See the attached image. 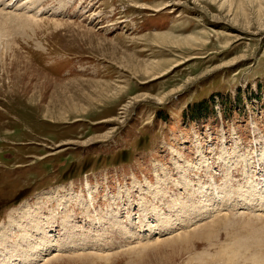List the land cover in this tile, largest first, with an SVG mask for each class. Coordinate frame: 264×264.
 I'll use <instances>...</instances> for the list:
<instances>
[{"label": "rangeland", "instance_id": "374dc122", "mask_svg": "<svg viewBox=\"0 0 264 264\" xmlns=\"http://www.w3.org/2000/svg\"><path fill=\"white\" fill-rule=\"evenodd\" d=\"M27 2L0 11V224L45 191L87 181L93 199L66 207L74 235L45 225L57 242L36 258L11 231L13 261L264 264V0ZM212 180L228 201L190 207Z\"/></svg>", "mask_w": 264, "mask_h": 264}, {"label": "bare ground", "instance_id": "6f19581e", "mask_svg": "<svg viewBox=\"0 0 264 264\" xmlns=\"http://www.w3.org/2000/svg\"><path fill=\"white\" fill-rule=\"evenodd\" d=\"M5 1V2H4ZM13 0H0V11H4V12H9L7 13L6 15H9V16H16V15H23L21 14L20 12H13V10H9L7 9L9 4L12 2ZM18 1V0H17ZM27 1H31L30 3H34L36 2V0H26ZM20 2V0H19ZM16 4V2L14 3ZM28 4V2H27ZM25 7V6H24ZM29 7V6H28ZM10 8V7H9ZM21 11V10H20ZM31 12V10H29ZM25 16V15H24ZM36 14L34 13H30L28 14L26 17H9V19H13V20H22V19H27L29 20L30 22H38L39 19H36ZM41 20V19H40ZM191 166V165H190ZM181 167V166H180ZM187 166L186 167V170H188L189 167ZM181 170V169H180ZM178 172V171H177ZM184 172V171H183ZM186 175V174H185ZM156 176H159L156 174ZM190 178H187V177H184L183 175H181V182L180 180H178L179 182H176L178 185H183V186H180V187H186L191 185V180H189ZM161 180L163 181L162 178H160V176L158 177V181L157 182L158 184H162ZM213 182L209 184V186H203L201 188H196V190H194V192L190 193L188 196H187V199L189 200V203H190V207H194L196 206V208H198L199 206L204 205V209L205 212L208 210V208L210 207V205H214V204H220V202H224V201H228V199L230 198L229 196L225 197L224 194H228L226 192H224V194L222 193V191L227 188V185L224 184V186L222 187H217L216 184L214 183V180H212ZM252 181V180H251ZM161 182V183H160ZM164 183V182H163ZM235 184V183H234ZM193 185V184H192ZM85 192H86V197L85 196H77V194L73 191H71V194L69 196L66 197H57V198H54L52 197V194H50L51 192L52 193H56V190H53V191H50L48 193V191H45L41 194H39L37 196L38 198V205L39 207H37L36 209L33 208H27V209H23L24 212L22 213H19L18 214V218H12L10 215H8L7 219H6V226L5 224H0V264H17L13 261V257L11 256L12 252H14V249L13 247L9 246V238L11 236L10 232L11 231H15V230H18L19 231V245L21 246V248L24 250V252L26 253H29L27 256H26V260L29 259L31 256V258H34L35 256H37L38 254L42 253L43 251H47L49 248V246H52L51 243H55L54 241L57 239H54V237L49 233V230L48 228H45V225L46 227H48V224L49 223H52V219H55V217H57V215H63L62 216V220H61V224H63V226H65L67 229L63 230V234L60 236L61 238H66L67 236H71V235H74V234H67V232L69 231V229H72V228H75V224L74 225H71V216L70 214L68 215V213L66 214L67 212V206L70 205V203H73L74 201H76V204L77 202L79 203L78 205L82 206L84 210H86L88 207H90L89 205H92V199H93V196L91 194V188L89 187L90 185L88 184V182L86 181L85 182ZM158 187V186H157ZM200 187V186H199ZM207 187L210 188V190L208 191L207 190ZM211 187L213 188V192H211ZM233 187V186H232ZM250 187V186H249ZM252 187V186H251ZM63 188V187H62ZM192 188V187H191ZM253 188V187H252ZM251 190L249 189L247 191V193L245 194H242V199H244V201H247L249 204L251 203V201L253 202L252 198H254L255 196V193L256 190L255 189H252ZM150 186H148L147 188V191L144 192L146 194H150L151 195V198L153 200H155L156 202L159 201L160 203V199H159V196L156 192H150ZM164 189V188H162ZM190 189V188H189ZM240 189V188H239ZM158 190V189H157ZM230 190V189H229ZM261 190V188H260ZM68 191V190H67ZM66 191V192H67ZM228 191V189L226 190ZM231 191V190H230ZM228 191V192H230ZM241 191V189H240ZM244 191V190H243ZM61 194V193H60ZM231 194V193H230ZM62 195V194H61ZM144 195V194H143ZM232 195V194H231ZM63 196V195H62ZM46 198V202H55L57 204V208H55L56 210H60V211H55L54 213L53 212H50L51 210H49V214L51 215H46L44 216V213H39V209H41L40 205H41V201H40V198ZM56 197V196H55ZM111 197V201L113 202V204L116 205V202L118 201V198L120 197ZM127 197V195H126ZM131 198V197H130ZM157 198V199H156ZM129 199V198H128ZM144 199V198H143ZM141 200V201H138V207L139 208H143L144 204L146 203L144 200ZM159 199V200H158ZM151 200V199H150ZM216 202V203H215ZM149 203V202H148ZM175 203V202H174ZM187 203V202H186ZM187 203V205L189 204ZM212 203V204H211ZM246 203V202H245ZM112 204V203H111ZM128 204V203H127ZM137 204V203H136ZM218 204V205H219ZM248 204V205H249ZM28 205V204H27ZM44 205H47V203H44L43 202V206ZM88 205V206H87ZM146 205V204H145ZM187 205H185L184 203L182 204V207H180V209H185L187 207ZM247 205V203H246ZM173 206V205H172ZM171 206V207H172ZM177 206V204H176ZM180 206V204H179ZM217 206V205H216ZM215 206V207H216ZM47 207V206H46ZM174 207V206H173ZM249 207V206H248ZM66 208V209H65ZM192 208V209H194ZM46 209V208H45ZM64 209V210H62ZM145 209V208H144ZM153 209V208H151ZM155 209V208H154ZM170 209V208H169ZM173 209V208H172ZM156 210V209H155ZM179 210V209H178ZM212 210V209H211ZM142 211V209H141ZM140 211V212H141ZM147 211V210H146ZM181 211V210H180ZM186 211V210H185ZM155 212V211H154ZM153 212V213H154ZM159 212V211H158ZM173 213L175 212L176 215H177V211L176 210H173L172 211ZM138 213V212H137ZM143 213V212H141ZM162 213V212H161ZM182 213V212H180ZM39 214V215H38ZM48 214V213H47ZM151 214V213H150ZM146 215V214H145ZM161 215V218L162 216H165L164 214H160ZM143 217V215L141 216ZM152 217V216H151ZM154 217V216H153ZM129 218V217H128ZM145 218V217H144ZM148 218V217H147ZM157 218V217H156ZM45 219V220H44ZM159 219V218H158ZM146 220V218H145ZM161 220V219H160ZM45 221V222H44ZM57 221V220H56ZM119 221V220H118ZM122 221V220H121ZM127 222V221H126ZM138 222V221H137ZM141 222V221H139ZM151 222V221H150ZM117 223V222H116ZM119 223V222H118ZM132 223V221H131ZM144 224V223H143ZM142 224V225H143ZM148 224V222H147ZM146 224V225H147ZM150 224V223H149ZM159 224V223H158ZM161 224V223H160ZM216 224V223H215ZM118 225V224H117ZM148 226V225H147ZM126 228V227H125ZM201 229V228H200ZM35 232V234L33 233ZM32 233V234H31ZM130 233V232H129ZM212 235V234H211ZM76 236V235H75ZM206 237V235H204ZM83 237V236H81ZM80 238V237H79ZM211 238V237H210ZM81 239V238H80ZM79 239V240H80ZM66 241V240H65ZM57 242V240H56ZM59 242V241H58ZM63 242V241H62ZM71 242V241H70ZM57 244V243H56ZM55 244V245H56ZM68 244V243H67ZM73 244V243H72ZM63 245V244H61ZM59 246V245H58ZM67 246V245H66ZM11 247V249H10ZM38 249V250H36ZM21 250V249H20ZM37 254V255H36ZM25 256V255H24ZM36 258V257H35ZM5 261L3 263H1V261ZM15 260V259H14ZM32 260V259H31ZM198 260V259H197ZM31 262V261H30ZM258 263V262H257Z\"/></svg>", "mask_w": 264, "mask_h": 264}]
</instances>
